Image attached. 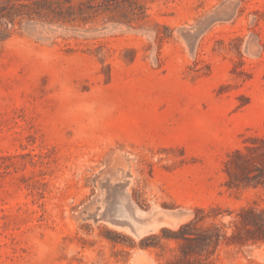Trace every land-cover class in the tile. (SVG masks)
I'll list each match as a JSON object with an SVG mask.
<instances>
[{
    "label": "rangeland",
    "instance_id": "1",
    "mask_svg": "<svg viewBox=\"0 0 264 264\" xmlns=\"http://www.w3.org/2000/svg\"><path fill=\"white\" fill-rule=\"evenodd\" d=\"M189 222L236 238L184 258ZM263 230L264 0H0V264H264Z\"/></svg>",
    "mask_w": 264,
    "mask_h": 264
},
{
    "label": "trees",
    "instance_id": "2",
    "mask_svg": "<svg viewBox=\"0 0 264 264\" xmlns=\"http://www.w3.org/2000/svg\"><path fill=\"white\" fill-rule=\"evenodd\" d=\"M238 224L242 226L245 234L250 235L251 239H253L255 230L249 228L248 226H255L256 223L254 221L250 222L242 218L238 222H233V226L236 228ZM174 235L175 239H180L186 244V247L182 250L184 258L195 253L201 254L202 252L208 251L210 248H215L220 239L233 240L236 238L235 234H232L229 237H225L220 233V229L215 226L198 229L192 222L182 225ZM257 239H264V230L263 236H257ZM186 264L193 263L190 261H186ZM196 264L205 263L199 261Z\"/></svg>",
    "mask_w": 264,
    "mask_h": 264
}]
</instances>
